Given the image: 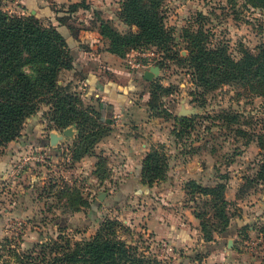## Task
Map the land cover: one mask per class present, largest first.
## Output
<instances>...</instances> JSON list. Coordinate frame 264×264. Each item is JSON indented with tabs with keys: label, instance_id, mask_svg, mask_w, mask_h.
<instances>
[{
	"label": "rangeland",
	"instance_id": "374dc122",
	"mask_svg": "<svg viewBox=\"0 0 264 264\" xmlns=\"http://www.w3.org/2000/svg\"><path fill=\"white\" fill-rule=\"evenodd\" d=\"M124 1L46 0L52 18L38 16L45 26L56 27L64 37L70 35L78 40L82 36L84 41L94 37L97 41L101 39L107 48V40L99 33L102 21L111 22L121 33L137 31V27L131 28L120 19ZM0 3L1 9L9 14L29 12V8L26 10L20 3L10 4L8 0H0ZM83 3L85 7L76 10L75 6ZM162 11L167 27L176 32L177 42L181 41L182 29L190 24L196 25L202 15L206 28L213 33L214 42L228 43L235 54L241 46L256 52L257 47L264 44V10L246 6L245 0H164ZM88 45L83 44L82 47L86 50ZM181 55L187 57L188 52L182 50ZM166 57L164 51L152 47L133 50L125 58H120L123 59L121 67L130 72L138 69V65L143 66L139 67L140 71L147 72L150 65L161 68L158 77L148 83L142 82L143 89L149 90V98H146L147 91L137 98L135 106L139 112L135 113V119L142 123L152 118L159 120L158 131L170 136L178 125L176 118L193 119L188 134L178 142L158 144L164 146L169 155V172L176 162H188L189 159L203 162L207 178L200 183L212 186L222 183L226 186L225 198L231 204L229 215H232L227 239H231L232 244L234 240L237 251L247 255V264H264V179L258 177L264 163V148L260 146L264 144V96L254 94L241 84H226L205 92L193 84L186 67ZM72 65V69L61 72L59 84L68 93L79 96L84 108L98 109L102 102L95 96H86L87 86L79 82L80 87H72L68 82L69 77L78 74L74 70V62ZM155 85L166 90L160 92L161 106L158 110L148 106L150 92ZM50 107L41 105L38 113L25 122L20 136L21 140L27 139L23 155L17 154L11 143L0 150V163L9 161L12 166L9 173L0 170V264H24L18 255L25 257L35 251L41 253L39 259H42V245L51 247L56 241L63 247L66 242L74 245L90 238L107 219L123 224L120 235L137 249L139 257L156 259L162 264H177V259L184 257L181 251L168 254L160 245L152 248L155 242L152 243L139 227L133 228L120 221L114 206L103 208L106 197L100 201L98 192H111L104 188V182L112 179L108 159L101 155L107 163V173H103V178L99 177L102 181L95 174L97 166L93 174L90 168L80 172L77 164L81 160L76 162L71 152L78 134L75 126L67 128L73 130L75 137H65L56 145L60 147V155L53 157L50 154L54 146L49 138L53 134L63 136L65 131L49 127L53 125ZM33 117L36 124L31 119ZM101 122L110 129V134L115 131L103 116ZM34 124L39 127L35 129ZM41 129H44L42 134L39 133ZM31 137L33 140L36 137L35 141L43 139L46 146H31L32 143H28ZM210 176L218 178L217 182L211 181ZM94 178L96 184L92 181ZM94 186L95 190L91 191ZM196 196L197 209L209 210L204 205L209 198ZM92 199L98 200L100 211L109 212L99 215L93 212ZM131 200L122 205L125 218L132 211H141L142 203L134 201L135 197ZM82 201L87 205H80ZM189 202L196 205L195 201ZM77 208L80 211H76ZM92 213L97 215L93 225ZM133 219L138 220L139 216ZM97 224L99 227L90 232L91 226ZM51 259L49 256L44 264H50Z\"/></svg>",
	"mask_w": 264,
	"mask_h": 264
},
{
	"label": "trees",
	"instance_id": "16d2710c",
	"mask_svg": "<svg viewBox=\"0 0 264 264\" xmlns=\"http://www.w3.org/2000/svg\"><path fill=\"white\" fill-rule=\"evenodd\" d=\"M163 4L164 0H125L120 19L131 28L137 27V31L121 33L111 22L102 21L99 33L108 42L106 51L125 58L133 50L156 47L166 53V58L186 67L193 84L205 92L226 84H241L254 94L264 96V44L259 45L256 52L241 46L235 54L228 43L214 42L213 33L206 28L202 15L196 25L182 29L181 41L177 42L175 30L165 23ZM245 5L264 10V0H245ZM80 7H85L84 3L75 6L76 10ZM1 8L0 3V150L17 141L27 119L46 104L51 106L49 113L53 125L50 128L64 131L75 126L78 134L71 147L74 160L91 156L111 131L101 124L102 104L98 109L84 108L79 96L68 93L59 84L61 72L73 68L74 58L68 40L56 27L45 26L41 18L31 12L16 15ZM182 50L188 52L187 57L181 55ZM163 91L166 90L159 85L151 89L150 109L160 108V92ZM176 121L178 125L172 136L178 142L188 134L193 119L176 118ZM260 146L264 148V144ZM164 149L161 145L154 146L143 161L142 184L150 188L168 178L169 155ZM96 166V176L103 178L107 163L101 155ZM0 167L4 173L12 169L10 164L3 162ZM258 177L264 179V163ZM185 191L187 206L194 208L206 243L214 242L217 234L228 232L232 215H229L231 204L225 198L224 184L203 185L190 180ZM196 195L209 198L204 203L209 210L197 209ZM189 201H195L196 205H190ZM82 203L87 205L85 201L80 205ZM122 229V223L107 219L91 238L74 245L66 242L64 247L59 241L51 247L42 245V259H39L41 253L36 251L25 257L20 254L18 258L24 264H44L49 256L52 257L50 264H162L156 259L139 257L137 249L122 239Z\"/></svg>",
	"mask_w": 264,
	"mask_h": 264
},
{
	"label": "crops",
	"instance_id": "0c3cea01",
	"mask_svg": "<svg viewBox=\"0 0 264 264\" xmlns=\"http://www.w3.org/2000/svg\"><path fill=\"white\" fill-rule=\"evenodd\" d=\"M8 1L10 4H23L26 10L29 8L28 13L31 12L33 15L52 18L46 0ZM65 38L71 46L74 70L78 73L69 77L70 81L68 82L72 87H80L79 82L87 86L86 96L91 98L95 96L100 99L103 105L104 121L115 128L112 134L97 145L91 156H87L77 164L80 172L83 173L85 168L89 171L88 168H90V172L93 174L98 156L103 155L108 159V171L110 174L112 173V179L104 182V188L110 189L112 193L98 192V197L101 193H104V198L106 197L103 208L108 209L114 206L120 221L133 228L139 227L152 243L155 242L152 248H158L157 245H160L165 250L164 247L167 244L168 248L165 251L168 254L181 251L184 257L178 258L177 264H247V259H245L247 255L237 251L234 240L233 245L229 246V242L232 241L227 239L229 232L220 234V236L216 235L214 242L206 243L200 230V220L194 214V208L187 206L189 204L186 202L185 184L190 180L203 182L207 178L203 162L196 161V159H189L188 162H176V166L172 167L165 182L156 184L152 188L142 184V164L147 153L160 143L175 142L172 134L171 136L163 135L158 131L159 120L156 121L152 118L142 123L135 119V113L139 112L138 107L135 106L137 98L142 96L145 91H147L146 98H149L148 88L143 89L142 87V82L148 83L143 79L147 71L130 72L125 70L121 67L123 59L107 52L101 39L97 41L91 37L84 41L81 39L82 36H79V39L75 40L70 35H65ZM83 44H89V49L85 50L82 47ZM100 48L101 50H99ZM140 110L142 111V109ZM31 119L33 123L36 122L35 117ZM35 126V129L39 127V125ZM145 130L148 131L145 132ZM39 133H44V129H41ZM74 137L75 134L72 138ZM35 138L34 140L32 137L29 139L28 143H32L31 146H46L43 139L35 141L37 140ZM26 141V138L22 140L20 138V140L11 143L16 148L17 154L25 153L23 151ZM49 141L51 143V137ZM51 149L53 150L49 152L53 157L60 155L59 146L51 147ZM8 162L3 161V163ZM210 177L212 178V176ZM217 180L218 178H212L211 181L215 183ZM92 181L94 184L97 183L95 178ZM205 184L210 185V183ZM95 187H92L91 191H94ZM134 197V201L138 200L142 203L141 211L138 213L132 211L130 216L125 218L122 213L124 210L122 205ZM92 208L93 212L98 215L109 212L108 210L100 211L98 200L96 202L93 200ZM94 214L92 213V225L97 216ZM137 215L139 219H133ZM95 227L97 228L99 225L91 226L90 232ZM94 234L95 232L90 235V238Z\"/></svg>",
	"mask_w": 264,
	"mask_h": 264
},
{
	"label": "water",
	"instance_id": "95a60500",
	"mask_svg": "<svg viewBox=\"0 0 264 264\" xmlns=\"http://www.w3.org/2000/svg\"><path fill=\"white\" fill-rule=\"evenodd\" d=\"M160 70H161V68L159 66L152 67L150 69V71L145 72V74H144L145 79L148 82H151L154 78H156V77H158L160 75ZM180 118L182 119L183 117H180ZM72 135H74L73 130L71 128L70 129H66L63 132V136H58V135H54V134L51 135V143H52L53 146H56V145H58L60 140H63L65 137H72ZM99 199H100V201L104 200V193L100 194ZM232 245H233L232 241H230L229 242V246L231 247Z\"/></svg>",
	"mask_w": 264,
	"mask_h": 264
},
{
	"label": "built area",
	"instance_id": "2783aa9c",
	"mask_svg": "<svg viewBox=\"0 0 264 264\" xmlns=\"http://www.w3.org/2000/svg\"><path fill=\"white\" fill-rule=\"evenodd\" d=\"M139 67H143L142 65H138ZM139 67H138V69H139ZM152 67H155V66H153V65H150L149 67H148V69H151ZM138 69H134L135 71H140V69L138 70ZM165 250H167V248H168V246H167V244H165ZM170 250L172 251V248H170Z\"/></svg>",
	"mask_w": 264,
	"mask_h": 264
}]
</instances>
